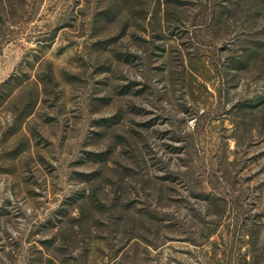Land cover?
Masks as SVG:
<instances>
[{"label": "rangeland", "instance_id": "obj_1", "mask_svg": "<svg viewBox=\"0 0 264 264\" xmlns=\"http://www.w3.org/2000/svg\"><path fill=\"white\" fill-rule=\"evenodd\" d=\"M0 264H264V0H0Z\"/></svg>", "mask_w": 264, "mask_h": 264}]
</instances>
